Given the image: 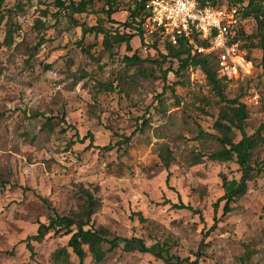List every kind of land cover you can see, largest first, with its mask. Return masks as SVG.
<instances>
[{"label":"rangeland","instance_id":"obj_1","mask_svg":"<svg viewBox=\"0 0 264 264\" xmlns=\"http://www.w3.org/2000/svg\"><path fill=\"white\" fill-rule=\"evenodd\" d=\"M257 1L264 8V0ZM228 4L237 2L218 1ZM102 10L103 4L95 3L92 13L75 15L74 20L109 29ZM56 14L54 0L0 2V264H79L71 250L68 260L55 262L68 237L49 234L33 244L34 257L26 239L54 214L74 211L82 186L98 188L101 209L93 224L114 236L143 239L154 252L168 247L182 264L195 261L200 252V264H264V146L255 151L253 166L261 171L253 173L247 195L226 216L222 202L217 228L211 231L214 205L242 173L234 162L208 158L222 149L218 142L197 139L200 130L216 134L214 124L225 107L205 75L195 68L177 75L174 64L164 82L170 64L160 57L165 53L163 39L157 48L149 36L145 46L134 39L133 52L123 45L111 54L102 36H84L82 27L63 15L56 19ZM127 17L122 11L112 18L123 23ZM38 21L45 25L41 30ZM244 31L252 36V50L242 42L241 49L254 70L222 82L228 99L240 98L247 106L245 130L253 135L264 125V68L259 40L253 38V18L244 21ZM134 54L150 62H123ZM75 134L80 139L93 135L94 146L110 149L90 148L89 139L81 143ZM123 136L132 138L120 147ZM233 139L239 142L240 133L235 131ZM167 150L172 155L169 170L163 162ZM198 155L203 158L196 163ZM223 178L230 183L226 187ZM178 203L202 217L173 209L171 204ZM133 213H141L147 223L131 220ZM85 264L96 263L88 255ZM102 264L166 263L152 253L121 246Z\"/></svg>","mask_w":264,"mask_h":264},{"label":"trees","instance_id":"obj_2","mask_svg":"<svg viewBox=\"0 0 264 264\" xmlns=\"http://www.w3.org/2000/svg\"><path fill=\"white\" fill-rule=\"evenodd\" d=\"M69 1V3H68ZM125 1H127L125 3ZM149 0H54V5L58 9V16L67 17L70 22H73L76 26L82 27L84 36L96 35L102 36L103 47L107 52L113 53L114 48L125 45L127 52H133L131 42L134 39H139L142 46L148 45L146 38L151 37L153 47L157 48V43L163 38L157 35H150L145 29V22L149 16L146 10V4ZM219 0H213V5H218ZM3 2V0H0ZM237 4L220 5L237 7L241 13L243 20L253 18L257 23V33L253 36L259 40L257 44L258 48L262 51L261 65L264 68V8L261 2L257 0H249L245 5L243 0H236ZM95 3H102L103 10L101 13L105 16L106 20L111 24V28H104L102 25L85 27L74 20L75 15H84L92 13V8ZM127 6V7H126ZM122 11L128 13V17L125 22H117L112 17ZM47 16V14H45ZM39 30L45 27L43 22L38 21ZM117 25V28H114ZM122 27V31L120 28ZM252 36H249L244 31V28L239 34L240 43H243L244 48L252 50V43H250ZM165 45V53L160 54L164 63H169L170 68L167 72H163V81L167 82V76L173 72L174 64L178 65V69L175 72L179 75L190 68L199 69L206 77L211 92L220 99V102L225 105L220 110L219 116L214 124L216 134H206L202 130L199 131L198 140L211 139L218 142L222 149L209 154L208 158L212 161L220 163L234 162L236 163L242 173L241 179L230 191L219 199L214 205L215 223L211 228L214 231L217 228L216 215L219 211L220 204L224 202L223 215H229L233 211V206L242 200L248 193L249 183L253 180V173H260L261 170H257L255 166L256 162L255 151L260 146H264V125H262L258 131L253 135L246 133V122L249 118V111L245 104L241 102L240 98L230 100L227 98L225 92V86L222 82L225 77L220 78L218 74L219 64L217 58L214 55H200L193 54V47L189 46L185 39H178L177 44H173L166 39H163ZM198 45H205L197 41ZM247 60L251 61L250 56H246ZM124 63L131 65H138L148 63L150 60H143L134 54L132 57L125 56ZM152 64L162 69V64L158 60H153ZM143 74H147L144 70ZM47 125L52 122L50 118L47 119ZM62 123H65V119L62 118ZM237 131L241 135V140L235 142L233 139L234 132ZM78 141L84 143L87 139L90 140L89 147L109 150L108 147L100 148L94 146L93 135H89V138L80 139L79 134H75ZM131 137H124L118 142L120 145H127L131 141ZM121 147V146H120ZM166 156L163 158L164 165L167 170L171 165V153L166 151ZM202 156L198 155L195 158V162L198 163L202 160ZM170 174L168 176V182L170 180ZM224 187L230 183L226 178H223ZM98 188L93 190L84 188L79 189L78 207L71 211L67 215L54 214L48 224L40 223L37 233L26 239V247L31 253V257H34V243H41L51 233L56 236L68 237V244L66 248L60 249L55 253V262L68 260L71 253L79 260V264H85V260L90 255L96 264H102L106 257L115 252L121 246L124 251H139L141 253H152L156 258L162 260L166 264H182V260L170 254V248L162 246L158 252H154L151 248L145 245L143 239L133 237L131 239L121 238L114 236L106 227H95L93 224L94 216L101 209V201L97 197ZM45 203L46 200H43ZM165 204H170L166 201ZM173 209L176 210H188L194 214L201 216V212L194 210L191 206L183 203L171 204ZM138 219L140 224L147 223V219L143 217L141 213H133L131 220ZM166 255L167 257H165ZM201 252L198 254L195 261L190 262L188 259L185 262L189 264H200Z\"/></svg>","mask_w":264,"mask_h":264},{"label":"built area","instance_id":"obj_3","mask_svg":"<svg viewBox=\"0 0 264 264\" xmlns=\"http://www.w3.org/2000/svg\"><path fill=\"white\" fill-rule=\"evenodd\" d=\"M145 7L148 34L173 44L185 39L193 54L216 56L220 73L227 80L241 73L252 74L253 62L241 49L239 34L244 20L237 7L213 5V0H149Z\"/></svg>","mask_w":264,"mask_h":264}]
</instances>
